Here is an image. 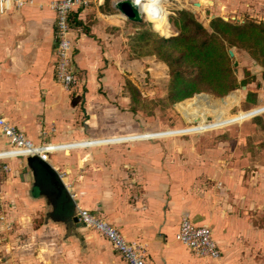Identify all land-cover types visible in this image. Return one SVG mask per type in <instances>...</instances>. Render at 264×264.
<instances>
[{"label": "crops", "instance_id": "obj_1", "mask_svg": "<svg viewBox=\"0 0 264 264\" xmlns=\"http://www.w3.org/2000/svg\"><path fill=\"white\" fill-rule=\"evenodd\" d=\"M24 1L0 11V114L56 149L47 161L8 159L11 171L0 172V213L12 225L0 231V264H128L77 207L140 243L148 264H264V183L250 187L249 157L229 143L140 130L137 113L122 107L131 100L119 74L126 21L118 0L71 13L78 80L70 92L56 79L55 0ZM212 2L235 21L264 23V0ZM184 217L212 229L220 259L176 240Z\"/></svg>", "mask_w": 264, "mask_h": 264}, {"label": "rangeland", "instance_id": "obj_2", "mask_svg": "<svg viewBox=\"0 0 264 264\" xmlns=\"http://www.w3.org/2000/svg\"><path fill=\"white\" fill-rule=\"evenodd\" d=\"M197 2L198 0H167L165 2H160L159 0L157 1L159 8L161 7V9H164V6L166 8L164 9V17L162 19L148 17L147 22L143 21V23L138 24L127 21V19L124 18V21H126L124 23L126 24L122 31L123 58L121 59L122 64H119L121 69L119 74L123 82L130 81L134 85H137L136 87L141 93L142 101L136 105L138 109V124L139 126L141 125L139 127L140 130H146L148 133L165 132L169 130H188L189 132H185V135L181 134L172 137H183L191 141L193 139H201L213 145L229 143L237 147L239 146L244 155L248 156L251 161L250 166L245 170V175L249 176L250 181L254 182L250 184V187H252L254 184L257 185L256 181L259 179L264 183V154L262 153L264 147L260 146L264 145V111L259 114L256 113L258 114L257 116H250L249 118L246 117L245 113L264 107V80L262 77L264 67L259 65L247 50L236 47L232 48L235 52L234 58L239 62V77L243 79L244 71H248L251 74V81L250 84L246 86L245 90L241 87V89L231 92L226 97H222L227 101L232 95H236L238 101L231 102L232 100H230V104L227 107L221 103L220 107L226 111V114L217 119L220 120L221 123L224 121L225 123L232 124L220 126L217 124V119L212 122L202 120L190 122L186 119L179 108V104L187 105L195 99L196 94L185 101L172 105L169 104L167 99L169 84L168 69L163 62L159 61L152 54L150 42L152 33L155 32L160 36L166 37L170 34L176 35L178 33L174 24L170 22V17L173 16L174 11L178 9H188L192 11L196 18L206 28L209 27L212 16L222 17L225 21L235 24H242L247 21L246 19L243 21H235L231 16L234 15L237 17V14L220 13L215 5L197 7L195 5ZM252 76H254V78H252ZM249 92L251 93L252 102L248 101L247 93ZM201 94L207 95V97L218 101L213 109H215L221 101V98H216L208 93L203 92L198 95ZM255 96L256 101L253 102ZM131 106L122 107H127L126 110H129ZM221 118H223V120ZM237 121L243 122L238 123ZM191 130L200 133L192 132ZM246 152L250 154L248 155ZM257 186L264 189V184L260 183ZM262 192L264 193V190H262ZM253 212L254 211L251 210L252 214Z\"/></svg>", "mask_w": 264, "mask_h": 264}, {"label": "trees", "instance_id": "obj_3", "mask_svg": "<svg viewBox=\"0 0 264 264\" xmlns=\"http://www.w3.org/2000/svg\"><path fill=\"white\" fill-rule=\"evenodd\" d=\"M155 3L157 4V1ZM170 22L178 33L166 37L154 32L150 42L152 54L168 69L167 99L171 105L203 92L216 98L226 97L250 84L251 74L248 71H244L243 79L239 77V73L234 72L235 58L229 55V50L234 47L247 50L255 61L264 67V23L247 20L242 24H235L225 21L222 17H215L206 28L188 9L174 11ZM262 77L264 80V72ZM250 94L247 93V97L248 101L252 102ZM125 95L133 105H130L131 111L137 113L136 105L142 101L139 89L127 81ZM230 100L237 102L238 97L232 95L227 101H220L213 109L218 101L206 95H199L187 105L179 104V108L190 122H212L226 114L220 105L223 103L227 107ZM262 111L264 107L249 111L245 115L249 118ZM209 118L212 120L209 121Z\"/></svg>", "mask_w": 264, "mask_h": 264}, {"label": "built area", "instance_id": "obj_4", "mask_svg": "<svg viewBox=\"0 0 264 264\" xmlns=\"http://www.w3.org/2000/svg\"><path fill=\"white\" fill-rule=\"evenodd\" d=\"M142 12L145 21L149 13L158 17L161 13L154 0H134ZM156 1V0H155ZM163 2L167 0H162ZM92 0H55L51 7L55 12V53H56V79L60 86L70 92L77 83V75L71 69L72 47L75 30L71 24V13L77 8L88 6ZM24 0H0V11L12 7L21 8ZM145 4L152 6L151 11L143 8ZM0 135L6 140V147L0 149V172L9 173L11 167L6 160L15 157H38L47 161L54 149L51 143H33L27 135L12 125L0 114ZM77 217L88 228L104 237L111 247L117 251L128 264H148L145 248L140 244L126 240L120 231L87 209L77 207ZM12 225L7 223L5 215L0 213V231L11 230ZM176 240L186 245L195 255L203 258L220 259L221 251L214 239L213 231L209 226H197L187 217L180 223Z\"/></svg>", "mask_w": 264, "mask_h": 264}, {"label": "water", "instance_id": "obj_5", "mask_svg": "<svg viewBox=\"0 0 264 264\" xmlns=\"http://www.w3.org/2000/svg\"><path fill=\"white\" fill-rule=\"evenodd\" d=\"M195 5L198 6L199 4L198 3H195ZM114 7L127 20H129L131 22L140 24V23H143V21H145L144 18H143L142 12L140 11L139 5L134 0H118L115 3ZM214 17L215 16H212L211 19H213ZM229 55H230V57L234 58L235 57V52L232 49H230L229 50ZM233 67H234V72L235 73H238L239 72V70H238V67H239L238 60H236V59L234 60ZM242 89L245 90L246 89V86H243ZM201 95H204V94H201ZM195 96H199V95L196 94ZM221 101L224 102L225 99L224 98H221ZM258 114L254 113L252 116H257ZM208 120L211 121L212 118H209ZM187 131L186 130H173V131H165L162 134L174 136V135L184 134ZM191 131L192 132H196L194 130H191ZM32 159L33 158H29V160H32ZM50 175H51V177L54 176L53 173H51ZM72 220H73V223H77L78 222V218L77 217H73Z\"/></svg>", "mask_w": 264, "mask_h": 264}, {"label": "bare ground", "instance_id": "obj_6", "mask_svg": "<svg viewBox=\"0 0 264 264\" xmlns=\"http://www.w3.org/2000/svg\"><path fill=\"white\" fill-rule=\"evenodd\" d=\"M156 1H159V0H156ZM156 1L154 0V1H153V4H156V3H155ZM160 2H162V0H160ZM197 3L199 4L197 7H200V6H202V5H212V4H213L212 0H198ZM156 5H158V4H156ZM158 6H159V5H158ZM143 8H144L145 10H148V9H149V10L151 11L152 6L149 5V4H145V5L143 6ZM164 9H166L165 6H164ZM164 9H161V7H160V11H161V13H159L160 15H159L158 18H157V17H153L151 13H149V17H150V18H154V19H162V18L164 17Z\"/></svg>", "mask_w": 264, "mask_h": 264}]
</instances>
